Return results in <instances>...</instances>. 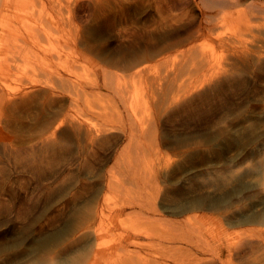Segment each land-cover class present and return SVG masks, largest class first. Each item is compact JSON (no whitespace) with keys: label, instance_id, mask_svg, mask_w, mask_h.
Wrapping results in <instances>:
<instances>
[{"label":"rangeland","instance_id":"obj_1","mask_svg":"<svg viewBox=\"0 0 264 264\" xmlns=\"http://www.w3.org/2000/svg\"><path fill=\"white\" fill-rule=\"evenodd\" d=\"M23 1L7 0L4 7L1 6L2 9H0V82L4 79L2 83H0V86L9 93L13 91L7 90V86L11 89L21 88V90L23 89L24 92H27V95L29 94L27 98L31 96V99L27 101V99H22L25 97L18 96L12 102L9 101L3 106L1 110L2 114L0 113L1 143L6 142L8 147L11 148L19 145L29 146L31 141L34 144L39 143L40 139L44 137L42 135H46L47 133L46 128H49L53 120L55 123L57 116L55 112L59 110L62 111L65 107L66 109L67 107L69 108V110H65L69 111L71 114L74 113L75 116L78 114L76 117L81 121L83 120V123L89 122L95 125L97 124V126L100 124V128L104 125L106 119H110L111 122H108L107 126H103L108 128L105 132H113L120 135L116 138L117 140L113 143L110 153L107 154L104 161L95 162L96 166L94 165L91 172L85 171L81 166L79 167V165L76 164L78 161L75 162L77 166L76 170H72L73 175L70 178L63 179L65 180L64 182L62 180L54 183L56 185H50L48 189H46L49 192V197L47 196L41 203L38 200L39 195L35 192V186L32 180L29 181L30 186L27 191L28 193H20L16 189L17 193H20L23 201H25L24 196L35 197L34 199L39 202L37 204L38 208H36V210L35 208L33 209V214L26 213L27 216L23 219L17 220V218H15L17 223L15 221L9 223L14 224V226H12L13 228L8 226L9 228L7 227V229H5L6 227L4 226V228L2 225L3 230L2 228L0 229V247L2 244L3 247H1L2 250L0 249V264H41L42 258L45 255L50 254V252L54 253L55 250L56 252L60 251L61 247H63V251L60 253L61 255H58L54 264H78L80 260L84 258L85 260L87 259L90 250L96 247V243L99 240L103 242L101 244L106 243L105 245L118 246L121 240L119 233L123 231V227L137 225L162 232V226L172 229L170 224L172 221H181L187 215L190 216L192 214H197L196 216L201 218L204 222L203 227H205V229H202L204 236L196 238L195 235H193L191 239L189 237L190 241L193 239V243L200 245V250L205 248V241L208 242L207 246L210 245V248L211 245L212 248L215 249H217V247L223 248L227 236H229L228 239L232 238L234 231L250 228L253 230L264 228V94L262 93V91L264 92V80H261L263 81L261 82L257 79L248 78L249 81H247V83H249V85L247 83L246 87V84L244 85L247 90L243 87L241 90L244 89L245 91L237 92V96H234V93H232L233 95L231 94L233 107L227 112L226 110L225 112L220 110L216 114L214 120L209 124L195 126V128L188 131L179 130L175 133H164V131L156 127L154 130L153 128L151 129L150 132L153 131L151 135L154 134V136L151 137V140L145 139L149 152H141L139 153L141 156L137 154L138 157H140V160L148 159L147 162H154L155 164H157V160H161V162L164 160L163 163L169 162L167 163L169 164L168 166H159L160 168L154 165L159 174L157 177V181L160 185L159 189L160 191L162 189L161 193L160 191L159 193H164L163 195L158 194L157 199H160H156L157 211L155 219L158 220L157 223L148 220V218H146L147 214L144 212L138 217L129 220V217L132 216V209L131 207H126L123 214L121 213L117 217H112L111 221H113L111 223L110 221L105 222L108 226L104 223V225L108 227V232H103L98 239H95V236H92V234L91 237L88 236V224L90 225V223L93 222L92 217L91 221L90 215L92 214L89 213L88 207L93 206L96 200L104 199V196L107 195L110 197V200L107 201L109 202L110 209L116 204V202L113 204V201H117L120 198L118 199L116 194H111L110 196V193L107 194V191L106 193L104 191L108 170L110 171L111 169V172L117 171L118 167L116 162L118 161L119 163L128 160L126 159L128 155L123 156L125 153H122V155L120 153L127 142L128 128L126 127L124 129L120 121L117 122V120L118 116H120L119 113H122L121 116L123 117H119V119L126 120L124 116L126 114H134V111H127L121 104V101L117 102L119 98H117L118 95L116 90H122L126 96L129 97L130 101L133 100L132 104L137 105L134 106L136 108L134 115L137 120V117H146L144 107L147 97L150 101H146L149 103L156 98L155 94H153L152 91V93L150 92L152 89L149 90V88H153L155 84V82L151 81V78L154 76V78H158L156 80L157 84L155 85H158L160 78H162V87H164L167 81L166 78L169 77H183L182 79L191 77L196 78L194 82L196 85H199L201 79L204 77H200V79L198 76H189L187 74L188 66L186 64L182 74L178 72L180 75L178 74L177 77L173 76L174 72L171 70H176L177 72L179 65L184 63L183 61L187 58L186 55H179L180 51L187 47V45L182 46L183 44H180V41L184 39L187 27L195 20L199 21L200 17L199 15L197 16L196 13H193L194 10H197L194 9V7L192 8V5V13H187L183 16L182 14H170L167 10L158 12L156 10L157 0H154V3L153 0H121L122 2L119 0H26L28 1L26 3L25 0ZM55 1L56 5L54 4ZM129 2H133L134 4H130ZM127 4L128 6H126ZM119 5H123V11L122 7ZM192 14H195L194 18ZM2 15L5 18H3ZM257 19L258 20H255L254 18L252 20L253 29H249L253 32H248V29L246 30L244 27H240L241 31L240 28L239 30L236 28L238 32L232 28L231 31L233 32H231L229 31V27H225V32L223 34L224 27H221L223 30L220 29L222 30V34L219 36V39L221 38V41L225 44L223 47L219 46L220 42L215 38V35L212 36L214 38L210 41H205L204 38L202 39V37H200L194 44H197V48H201L206 54L211 50L220 53L222 57L217 61L219 64L220 62H226V57L229 61H237L238 59L232 56V46H229L233 42L231 40L235 42L236 39H238L237 37L243 38L244 36V39H247V34L250 36L251 33V36L248 37V42L251 37L255 38L254 36L259 34L262 37L258 35L259 37L256 36L257 39L251 38L255 40L254 46H251V48L262 50L261 47H264V45H262L264 43V26L262 25L264 24H260L264 20L262 18ZM25 20H28V22ZM258 21L260 22L259 25ZM2 24L5 26H2ZM257 25L260 28L257 27ZM256 30H259V32ZM228 31L234 34L231 35ZM28 33L29 35L27 36ZM218 33H220V31ZM228 35L231 36L229 37ZM235 35L237 36L236 38H234ZM170 37L174 39H170ZM172 40L175 41L174 44ZM145 42H148V44ZM172 50L173 54H171ZM157 51H159L160 54ZM166 51H168V53H166ZM262 51H264V48ZM199 52L202 53L201 51ZM154 53H156L155 56ZM171 56L173 57L171 58ZM177 59L180 60L178 61ZM188 59L189 58H187V60ZM175 60L176 62H174ZM7 61L10 62L8 63ZM4 64L5 66H3ZM142 64L145 66L148 65L147 70L149 69L148 72L146 71L143 73L144 75L146 74L145 78L143 76L134 75L137 66H143ZM64 65H69L71 69L69 68V70L66 71ZM243 65V62L238 64L240 68H243ZM170 66H174V68L171 69L172 67L170 68ZM125 67L128 69L126 70ZM130 68L132 69L129 70ZM246 68L249 70L247 66ZM107 70L108 73L110 70L111 74L113 71L111 77L110 75L108 76ZM132 70L133 73H130ZM118 71H120V74H118ZM126 71L128 72L126 73ZM104 75L105 78L103 77ZM129 75H131L130 77H132L133 80L131 78V80L129 79ZM58 78L70 79L71 81L68 84H70L71 90L72 87L74 88L72 80L80 82L82 87L78 89L80 90L79 94H81L80 101H76L71 105L70 101L75 97L74 91H68L69 88L64 91L61 84L64 85L65 81L61 83ZM103 78L105 80H103ZM120 78L123 80L124 78L125 80L128 78L126 81L127 83ZM113 80L115 81L113 82L115 85L112 84ZM149 82L151 83L149 84ZM104 83L107 86H104ZM145 83L147 84L145 85ZM110 84L113 87L109 86ZM116 85L119 86L116 87ZM50 86H54L55 90ZM62 90L64 93H61ZM114 92H116V94ZM154 92L157 93V91ZM53 94H55V96H53ZM107 94L108 96L111 95L109 99L107 98ZM141 94H143V97ZM151 94L154 96H151ZM49 97L54 98L53 100L56 101L53 105L48 102ZM108 101H110V103ZM111 106L114 108H111ZM139 106L142 107L139 108ZM117 111L120 112L118 113ZM25 116H27L30 121H23ZM93 117H95L96 121ZM47 120L50 122V125L47 123L49 126L43 123V121L46 123ZM101 120L103 124L99 123ZM110 128L112 131H110ZM37 136L40 137L38 138L39 141L36 138ZM35 138L36 140H33ZM32 142L30 145L33 144ZM130 154L134 157H130V159H135L137 156L132 152ZM161 154L164 159L160 157ZM119 158L125 159L121 161L116 160ZM81 159L79 158L80 163H82ZM2 162L5 166L4 168L8 171V176L5 179L9 180L8 182H13L14 180L15 185L13 186L17 187V181L21 178L20 168H17V165L14 166L13 159H3ZM165 171L168 172L166 173ZM67 172V169H64L63 177H65ZM121 173L123 172L121 171ZM143 173L146 176L149 175L146 171ZM170 174L172 175L170 176ZM121 175H123V178H127L126 180L129 182L126 171ZM22 177L21 179L26 181L27 177ZM122 177L120 176V178ZM189 183L191 186H189ZM127 184L131 187V183ZM161 184L163 185L162 187ZM186 185L189 186L187 189ZM125 186H127L126 181ZM176 188L183 190L177 193L175 192L177 190ZM136 189L142 191L141 187ZM78 190L80 192L82 191V195ZM137 190H135L136 194L138 193ZM165 190L169 193H165ZM72 191L76 192V197L70 200L69 197L73 194ZM133 193L134 192H132L131 195H133ZM161 196H164L163 199ZM66 198L70 202L68 200L64 201ZM113 198H115V200ZM74 200H76V202H73ZM60 202L64 206H62ZM68 203H70L71 206ZM56 204L57 206H53ZM55 208H57V210ZM63 210L64 212L66 210L67 213H64ZM115 210L116 209L113 211ZM54 211H59V213ZM52 213H57L58 219L53 225L46 223L47 219L52 216ZM86 213L89 215L87 216ZM12 215H14V213ZM6 219L7 218L2 219L0 217V222L11 221L10 218ZM45 223L49 227L46 226ZM159 223L162 224V226H160ZM112 224L115 227H113ZM253 235L254 237L252 235L248 237L250 238L249 240L255 242L261 239L258 235ZM7 238L9 239L7 240ZM77 238L80 239V241ZM91 238L94 241L96 240L95 243L93 241V246L90 240ZM16 240H18V242ZM71 240H75L73 247L67 246ZM87 240H90L88 242L91 244H89ZM230 241L229 247L225 248L226 250L224 248L222 249L225 254L223 256L231 255L233 251H237L236 247H233L232 240ZM13 242L14 244L17 242V244L13 245ZM100 242L98 243L100 244ZM146 242L147 240L145 238L140 240L142 245L137 248L140 256H143L144 259L158 258L159 260L161 256L160 253L163 251L161 247L157 246V244L149 246L148 243L146 246ZM66 243L68 244L66 245ZM65 245L66 249L68 247L67 250L64 249ZM88 245L91 246L89 247ZM176 246L180 245L178 243H168L166 249L170 252L173 250L176 251ZM127 248L129 249L131 247ZM84 250H86L85 253L87 254L84 253ZM228 251L231 253H227ZM259 251L260 250H257V248L254 249L251 246L245 248V253H256ZM80 255H83L81 256L82 258L79 257L80 259L77 260ZM114 257L117 258L116 255L110 256L109 261L112 262ZM116 258H114V260Z\"/></svg>","mask_w":264,"mask_h":264},{"label":"bare ground","instance_id":"obj_2","mask_svg":"<svg viewBox=\"0 0 264 264\" xmlns=\"http://www.w3.org/2000/svg\"><path fill=\"white\" fill-rule=\"evenodd\" d=\"M0 1H2V2H0L1 3L0 9H2V7H4V5L6 4L7 0H0ZM119 1H121V0H119ZM157 1L158 2L156 3V10L158 12L162 11V10L163 11L167 10L168 13H170V14H172V13L176 14V15L182 14V16H183L187 13H190V14L192 13L191 5H192V8L194 7V9L197 10V11L194 10L193 13H196L197 16L199 15V17H200L199 21L195 20L196 22L195 21L192 22V20H190V18H189V20L192 23L190 26L187 27L184 39L183 40L181 39V41H180V44H183L182 46L187 45V47L184 48V50L179 49V50H181L179 55H183V56L186 55V57L189 58L188 59L189 61L186 58L185 61H183L184 63H181V65H179L177 72H176V70L175 71L171 70V71L174 72V75L173 74L172 75L177 77L179 74L178 72H180L182 74V72L185 69L184 66L186 64L188 66L187 67L188 68L187 74L189 76H193V77L198 76L199 78L200 77H204V78H202V79L200 78L201 79L200 84L196 85V83L194 82V81H196V78L191 77V78L182 79L183 77L182 78L181 77L180 78H170L169 77V78H166L167 81H166V83L164 81L165 85H164V87H162L161 86L162 78H160V80L158 82L159 84L155 85V84H157L156 80L158 78H154L155 77L154 76L153 78H151V81L155 82V84H154L153 88H149V90L152 89V90H150V92L152 91L153 94H155L156 98L151 100L152 102L149 103L146 101V100H149L147 97V99L145 100V107H144L146 117L145 118L137 117V120H136V117L134 115L136 112V108L134 106H137V105L132 104L133 100L130 101L129 97H127L126 94L122 90L120 91V89H118V90L115 89L117 92V95H118L117 98H119V100H117V102L121 101V104L124 106V108L127 111H129V110L134 111V114H131V115H129V114L125 115L124 114L125 115L124 117L126 118V120L119 119V117H121V118H123V117L121 116L122 113L120 114L119 113L120 111L119 112L117 111L120 115V116H118L117 122L120 121V124L122 125V127L124 129L126 127L128 128L127 142L124 145V147L122 148V151L120 150L121 152L120 151L119 152L121 153V155H122V153H125V154H123V156L128 155V156H126V159H128V160L125 161L124 160L125 158L120 159L121 158V156H120V158L116 159V160H119V161L124 160V161L119 162V163H118V161L116 162L117 167H118L117 171L111 172V169H110V171L108 170V176H107V181L105 184L104 191H105V193L107 191V194L110 193L109 194L110 196H111V194H113V195L116 194L118 196L117 198L118 199L120 198L117 201L115 200V198H113L115 200V201H113V204L115 202H116V204L114 206H112V208L110 209L109 202H107L110 200L109 199L110 197L106 194L107 196H104V199L102 198L100 200L97 198L98 200L95 201L94 205L92 204L93 206L88 207L89 213L92 214V215H90V218L91 217L93 218V222H91L92 224L89 222L90 225L88 224V227H87L88 236L91 237V234H92V236H95L94 237L95 239H98L103 232L109 231L107 229L108 225L105 222L110 221V223H111L113 221V220L111 221L112 217H117L121 213L123 214L124 209L126 207H131V209H132V211H131L132 216L129 217L130 218L129 220H132V218L138 217L141 213L144 212L145 214H147L146 218H148V220H152L156 223L158 222V220L155 219V215H156V211H157V209H156V203L157 202L156 201L160 199V198L157 199V196H158V194L161 193L162 189H161V191L159 189L160 185L157 181V177L159 174H158L155 166H157V167L166 166V165L168 166L169 164H167V163H169V162L163 163L164 160H162V162H161V160L160 161L157 160V164H155L154 162L149 163V162H147L148 159H146V160L141 159L142 160L141 161L140 157H138V155H137L141 152H149V149L147 148V142L145 141V139L147 138V139L151 140V137L154 136V134L151 135V133H153V131L150 132L152 128H153V130L155 127L157 129H161L162 131H164V133H175L176 131H179V130L180 131H182V130L188 131V130L195 128V126L207 125L214 120V118L216 117V114L220 110H223L224 112L226 110V112H227L229 109H231L233 107V101L231 99L232 98L231 94L234 93V96L235 95L237 96V92L243 91L244 89L243 90H241V89L244 87V85L247 83V81H249L248 78L257 79L259 81L264 80V51H262L264 47L263 48L261 47L262 50H258L256 48L255 49L251 48V46H254L255 40H253V39H257L256 36L259 37L261 35L258 34L259 35L258 36L256 34V36H254L255 38L251 37L253 39L250 38V40L248 42H247V40H248V37L251 36V33H250V36H248V34H247V39H244L245 36L242 38V37H237L235 35L234 38L237 37L238 39H236L235 42H234V40H231L233 42L231 43L232 45L230 44L229 46L230 47L232 46L231 47V49H232L231 52L233 53L232 56L238 60L237 61H234V60L229 61L228 58L226 57V62H224V63L220 62V64H219V62H217L219 60V58L222 57L220 55V53L215 52L214 50H211L209 53L206 54V53H204V51L201 48L200 49L197 48V46H198L197 44H194V42L200 37H202V39L204 38L205 41L206 40L210 41L212 38H214L212 36L215 35V38L220 42L219 46L223 47V45H225V44H223V42L221 41V38L219 39V36L222 34L221 31L223 30L222 29L223 27H224L223 34L225 32V27H229V31H231L232 28H234V30L237 31V29L239 30L240 27H244V28H246V30L248 29V32H251L252 30L250 31L249 29L252 28V22H253L252 20L254 18H255V20H258L257 18H262L264 20V0H157ZM26 2H28V1L25 0V3ZM55 3H56V1L54 2V4ZM132 3H130V4H132ZM147 3H149V2H147ZM153 3H154V0H153ZM13 4H12V6H13ZM23 4H24V1H23ZM21 5H22V3H21ZM119 6L122 7L123 5H119ZM126 6H128V4ZM129 6H131V5H129ZM124 7H125V5H124ZM148 7H149V5H148ZM13 9H14V7H13ZM128 9H126V10H128ZM137 10H138V8H137ZM122 11H123V7H122ZM151 11H153V10H151ZM0 14H1V12H0ZM18 14H20V13H18ZM194 15H193V18H194ZM2 17H3V15H2ZM7 17H8V15H7ZM12 17H13V15H12ZM23 17H24V15H23ZM169 17H170V15H169ZM172 17H173V15H172ZM3 18H5V17H3ZM18 18H19V15H18ZM195 18H197V17H195ZM8 21H9V19H8ZM25 21L28 22V20H25ZM260 22H261V20H260ZM260 22L258 21V25ZM260 24H264V21H262ZM3 25L4 24H2V26ZM6 25H8V24H6ZM258 25H257V27H259ZM22 26H24V25H22ZM262 26H264V25H262ZM10 27H13V26H10ZM14 28H15V26H14ZM181 28H183V27H181ZM220 29H222V30H220ZM254 29H256V28H254ZM7 30H9V29H7ZM218 30L220 31V33H218L219 32ZM22 31H23V27H22ZM226 31H227V28H226ZM229 31H228L229 34L231 32H233V31H231V32H229ZM240 31H241V28H240ZM242 31H244V30H242ZM256 31L259 32V30H256ZM29 33L27 34V36L29 35ZM232 34H234V33H231V35ZM231 35H228V36L230 37ZM226 36H227V34H226ZM240 36H243V35H240ZM234 38H232V39H234ZM170 39H174V38L170 37ZM259 39H261V38H259ZM172 42L174 44L175 41L172 40ZM146 44H148V42ZM262 45H264V43ZM262 45H260V46H262ZM172 47H171V49H172ZM175 47H177V46H175ZM228 47H226V48H228ZM255 47H256V45H255ZM168 49H169V47H168ZM224 49H225V47H224ZM173 50H175V49H173ZM173 50H172L171 54H173ZM168 51H166V53H168ZM199 51H201L202 53H200ZM157 52L160 54L159 51H157ZM155 54L156 53H154V56H155ZM174 54H175V52H174ZM166 57H165V59H166ZM172 57L173 56H171V58ZM167 59H168V57H167ZM183 60H184V58H183ZM174 62H176V60ZM240 62L244 63L243 68H240L238 66V64ZM171 65H173V64H171ZM174 65H175V63H174ZM177 65H178V63H177ZM3 66H5V64ZM155 66H156V64H155ZM246 66L249 68V70L246 68ZM64 67H65L66 71H68L70 68L69 65H64ZM127 67H128V65H127ZM130 67H131V65H130ZM128 68H126V70ZM147 68H148V65L147 66L143 65L140 67L137 66V68L134 71V75L140 76V77L143 76L145 78L146 74L144 75L143 73H145L146 71L148 72L149 69L147 70ZM170 68L173 69L174 66H170ZM104 69H106V68H104ZM131 69L132 68H130L129 70H131ZM104 72L106 74L105 70H104ZM119 72L120 71H118V74H120ZM122 72H123V70H122ZM127 72L128 71H126V73ZM130 73H133V70ZM99 74H101V73H99ZM107 74H108V76L110 75V77H111V75L113 74V71L111 74L110 70H109V73L107 70ZM155 74H156V72H155ZM122 75L124 76L123 73H122ZM68 76H67V78H68ZM130 76L131 75L128 76L129 79L130 78L132 79V77H130ZM135 76H134V78H135ZM103 77L105 78V75ZM106 77H107V75H106ZM67 78H60V79L58 78V79L61 81V83H64V81H65L64 85L61 84L64 91L68 88H69L68 91H72V90L74 91L73 93H74L75 97L73 100L70 101L71 105H72L74 102L80 101L79 99L81 98V94H79L80 90H78V89H81L82 87L80 85V82H78L77 80H72L74 88L72 87V90H71V86H70V84H68L71 80L67 79ZM104 78H103V80H105ZM3 80H1L0 83H2ZM118 80H119V78H118ZM121 80H123V79H121ZM127 80H128V78H126V80L124 78L123 81L126 82ZM109 81H110V79H109ZM106 82H107V80H106ZM113 82H115V81L113 80L112 84H114ZM251 82H252V80H251ZM261 82H263V81H261ZM150 83L151 82H149V84ZM116 84H117V79H116ZM146 84L147 83H145V85ZM247 84L249 85V83H247ZM247 84L245 85V87L247 86ZM263 85H264V82H263ZM104 86H107V85H105V83H104ZM109 86H112V85L110 84ZM117 86H119V85H116V87ZM50 87L54 88V90H55L54 86H50ZM79 87H81V88H79ZM253 87H254V85H253ZM7 90H11L13 92H11V93L6 92L0 86V113H1L3 106L7 102H9V101L12 102L18 96L25 97L22 99L23 100L27 99V101H28V99H31V96H30V98H27L29 96V94L27 95V92H24L23 89L21 90V88L11 89L9 86H7ZM63 90L61 91V93H64ZM108 90H110V89H108ZM245 90H247V89L245 88ZM82 91H83V89H82ZM154 91H157L158 94ZM116 92H114V93L116 94ZM69 93H71V92H69ZM262 93L264 94L263 91H262ZM153 94H151V96H154ZM141 95L143 97V94H141ZM53 96H55V94H53ZM109 96L111 97V95H109ZM109 96L107 94L108 99H109ZM50 97H49L48 102L51 105H53L56 101L53 100L54 98H50ZM108 102L110 103V101H108ZM49 103H48V105H49ZM113 104H114V102H113ZM139 104H142V103H139ZM65 105H66V103H65ZM117 105H118V103H117ZM69 107H70V105H69ZM140 107H142V106H139V108ZM61 108H62V106H61ZM111 108H114V107L111 106ZM65 109H66V107H65ZM67 109L69 110L68 107H67ZM117 109H115V110H117ZM64 110H62V111L59 110V111L55 112V115H57L55 123L53 122L54 120L52 118L51 119L53 121L51 123L48 122V120L46 123L43 121V123L45 125L47 123L48 124L50 123L51 125L49 124L50 125L49 126L47 124L49 126V128L46 126L48 128V131L46 128L47 133H46V135H42L44 137H42L40 139L39 143L35 142L36 144H34L31 141L34 145L33 144L30 145L31 144V142H30L29 146H20L19 145V146H16V147L14 146L11 148V147H8L6 142L1 143L2 140L0 141V217L2 219L3 218H7V219L10 218L11 219V221L9 220V221L0 222V229L2 228V225H3V227L4 226L6 227V228L4 227L5 229H7L8 226L13 228L12 226H14V224H9V223H13L12 221L16 222L15 218H17V220L23 219L27 216L26 213H28V214L32 213L34 208L36 210V208H38L37 204L39 202L41 203V201L43 199L47 198V196L49 197V192L46 189H48V187L50 185H52L58 181L60 182L65 178H70L73 175L72 170H76V166H77L76 164H78L79 167L81 166L85 171L91 172V170L93 169V167L95 165V162L98 163V162L104 161L107 154L110 153V149L112 148L113 143H115V141L117 140L116 138L120 135V134L113 133V132H105L108 128H105L103 126H107L108 122H111L110 119H106V122L104 121L105 122L104 125H102V127L100 128V126H99L100 124L97 126V124L95 125V124L89 123V122L83 123V120L81 121L78 117H76L78 114L75 116L74 113L71 114L69 111H66V110L64 111ZM82 114H85V113H82ZM108 114H110V113H108ZM86 115H88V114H86ZM27 116H25L23 118V121H25V122L30 121V120H28L29 118ZM93 118L95 119V117H93ZM95 121H96V119H95ZM221 122H222V120H221ZM99 123H102V120ZM114 125H116V124H114ZM63 127H66L67 129L63 128ZM110 131H112V129ZM124 135H125V133H124ZM36 138L39 141L38 138H40V137L37 136ZM36 138L33 140H36ZM26 145H28V144H26ZM148 145H149V143H148ZM131 152L133 154H135V156L137 155L135 157V159H130V157H133V156H131L132 154H130ZM120 153H119V155H120ZM150 153H151V150H150ZM139 155L141 156V154H139ZM142 156H143V154H142ZM160 157H162V154ZM79 158L80 159L82 158L81 159L82 163H80ZM3 159H13L14 166L17 165V168H20L21 178H23L22 176L27 177L26 181H23L21 178L18 180V178H17V180H18L17 181L18 182L17 187L13 186V185H15L14 180H13V182L12 181L8 182L9 180L5 179L8 176V171L6 170V168H4L5 166L2 162ZM157 159H159V158H157ZM77 161H78V163L75 164V162H77ZM151 163L153 166L151 165ZM171 165H172V163H171ZM64 169L65 170L67 169V171H68L65 174V177H63ZM142 170H143V172L146 171L147 174L149 173V175L146 176L142 172ZM121 171L123 173H121ZM125 171H126L128 177L130 178V179L128 178L129 182L126 180L127 178L125 179L122 177L123 175H121V174H124ZM171 175L172 174H170V176ZM120 176L122 178H120ZM30 180H32L34 182L35 192H37L39 195V197L37 195L39 202H38V200L34 199L35 197L33 198V197H26V196H24L25 201H23V199L20 195L21 192L26 194V192L29 190V186H30L29 181ZM64 181L65 180H63V182ZM125 181H126L127 186H125ZM185 182H187V181H185ZM127 183H131V187L128 186ZM54 185H56V184H54ZM162 186L163 185L161 184V187ZM168 186H170V185H168ZM189 186H191V184ZM189 186L186 185V189ZM139 187H141L142 191L136 189ZM133 188H135V189H133ZM179 188H176L177 190L175 192H177V193L182 192L181 190H183V189H179ZM16 189L20 193H17ZM51 189H53V188H51ZM186 189L184 188L185 191H186ZM135 190L138 191V193H137L138 195L136 194ZM159 191H160V193H159ZM76 192H77V189H76ZM76 192H73V194L70 195V197H69L70 200H73L76 197ZM81 192H80V194H81ZM132 192H134L133 195H131ZM166 192L167 191L165 190V193ZM167 193H169V192H167ZM163 194H160V195H163ZM164 196H161V198L163 199ZM77 199H79V198H77ZM67 200L68 199L66 198L64 201H67ZM165 201H166V199H165ZM73 202H76V200H74ZM62 203H61V205H62ZM110 203H112V202H110ZM68 204H70V203H68ZM71 204H72V201H71ZM71 204H70V206H71ZM53 206H57V204L53 205ZM62 206H64V205H62ZM55 209L57 210V208H55ZM88 209H87V211H88ZM114 209H116V210L113 211ZM51 212H52V210H51ZM54 212L59 213V211H54ZM63 212H64V210H63ZM65 212H66V210H65ZM13 213H14V215H12ZM86 215L88 216L89 214L86 213ZM194 215L193 214L190 216L187 215L181 221H172L171 223L169 221L172 229L171 228H165L162 226V224L159 223L160 226H162V228L160 227L162 229V232H158V231H155L153 229L150 230V228H147V227L145 228V227L137 226V225H134L131 227H123L122 228L123 231H121L119 233L121 240H120L118 246H109L108 244L105 245L106 243L101 244L103 242H100V240H99L98 242H100V244L98 242H97L98 244L96 243V247H94L90 250L88 256L86 255L87 259L85 260V258H84V259L80 260L78 264H264V228H260V229L257 228L256 230H253L250 228V229L234 231L232 238H229V239H228L229 236L226 235L227 239L225 240V245H223L222 241H221L223 248L225 249V248L229 247L230 242H231L230 240H232L233 247H236L237 251H233L232 253L228 251L227 253H231V255L223 256L225 254L222 251V249H223L222 247H220V248L217 247V249H215V248H212V245H211V248H210V245L207 246L208 242L205 241V244H206L205 248L200 250V245L193 243L192 242L193 239H192V241L189 240V237L191 239V237L193 238V235H195L196 238H201L204 236L203 235L204 232L202 231L203 228L205 229V227H203L204 222L201 218L196 216L197 214L195 216ZM92 218H91V221H92ZM44 220H46V219H44ZM57 220H58L57 219V213H54V214L52 213V216L47 219L46 223L53 225V224H55V221H57ZM20 221H22V220H20ZM46 223H45V225H46ZM104 223L107 226H105ZM110 223H108V224H110ZM46 226H48V225H46ZM112 226L115 227L113 224H112ZM2 230H3V228H2ZM0 233H1V231H0ZM85 233H87V232H85ZM213 234H214V232H213ZM253 234H255V236L258 235L259 237H261V239L259 241H257V240L255 241L253 239L255 242L249 240L250 238H248V237H251L250 235H252L254 237ZM259 237H258V239H259ZM9 238H7V240ZM92 238L90 240L93 243L94 240H92ZM142 238H145L147 240L146 246L148 243L149 246L157 244V246L161 247V249L163 251L160 253L161 256L159 257L160 258L159 260H158V258L157 259H155V258H149V259L145 258L144 259L143 256H140V254L138 253L139 250L137 248H138V246L142 245L140 243V240ZM78 240L80 241V239H78ZM81 240H82V238H81ZM90 240H87V242ZM16 241L18 242V240H16ZM74 241L75 240H71L69 242V244L66 243V245L68 244L67 246L73 247V244H75ZM95 241H94V243H95ZM17 242L15 244L13 242L12 244L16 245ZM10 243H11V241H10ZM88 243L91 244L90 242H88ZM94 243L92 244V246L94 245ZM168 243H173V244L178 243L180 246H176V249H177L176 251L173 250L172 252H170L166 249ZM199 244H201V243H199ZM66 245H65L64 249H66ZM247 246H249V247L251 246L254 249L257 248V250H260V251L256 252V253H252V252L251 253H245V248ZM1 247H3V244ZM1 247H0V249L2 250ZM127 247H131V248L128 249ZM60 249H59L60 251L56 252V250H55L54 253L50 252V254L45 255L42 258L41 264H54L58 255L60 253H62L63 247H61ZM67 249H68V247H67ZM69 250H70V248H69ZM85 251L86 250H84V253H85ZM85 254H87V253H85ZM113 255H116L117 258L114 257L116 259L114 260V258H113V260L111 262V261H109L110 260L109 257L110 256L112 257ZM81 256H83V255L78 256L77 260L80 259L79 257H81ZM3 262H4V260H3Z\"/></svg>","mask_w":264,"mask_h":264}]
</instances>
